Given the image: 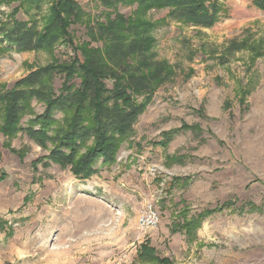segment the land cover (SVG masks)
<instances>
[{"label":"rangeland","instance_id":"1","mask_svg":"<svg viewBox=\"0 0 264 264\" xmlns=\"http://www.w3.org/2000/svg\"><path fill=\"white\" fill-rule=\"evenodd\" d=\"M75 1L83 16L69 33L79 45L87 23L114 12L97 0ZM217 2L220 17L209 29L170 20L167 10L138 12L154 25L157 59L175 73L113 166L98 162L95 175L79 180L45 166L46 151L24 134L0 133V264H264V12L250 0ZM71 57L65 43L51 53L0 51V90ZM62 82L57 76L53 88ZM42 111L32 100L22 124ZM172 130L180 132L165 148L153 145ZM149 208L158 225L141 230L138 217ZM199 217L186 233V222Z\"/></svg>","mask_w":264,"mask_h":264},{"label":"trees","instance_id":"2","mask_svg":"<svg viewBox=\"0 0 264 264\" xmlns=\"http://www.w3.org/2000/svg\"><path fill=\"white\" fill-rule=\"evenodd\" d=\"M97 1L114 14L106 13L103 20L87 23V40L74 45L69 30L83 16L75 0H0V8L16 5L8 14H0L1 52L51 53L59 43L73 49L68 61L54 60L30 71L10 89L0 90V133L7 138L24 134L46 151L42 158L45 166L51 163L68 169L79 180L95 175L98 162L106 168L116 164L139 116L155 92L174 76V66L158 60L154 52V25L139 19L138 12L167 10L170 20L209 29L221 11L217 0ZM250 2L264 12V0ZM133 4L137 8L129 16L116 12L119 5ZM20 12L25 20L16 18ZM57 76L63 82L55 90ZM32 100L41 103L43 111L22 124ZM57 114L62 118L57 119ZM179 132L163 133L153 145L165 148ZM220 211L216 208L201 216ZM200 219L186 222V233L199 226Z\"/></svg>","mask_w":264,"mask_h":264},{"label":"built area","instance_id":"3","mask_svg":"<svg viewBox=\"0 0 264 264\" xmlns=\"http://www.w3.org/2000/svg\"><path fill=\"white\" fill-rule=\"evenodd\" d=\"M159 217L155 211L149 208L146 213L138 217V227L141 230L155 228L158 225Z\"/></svg>","mask_w":264,"mask_h":264}]
</instances>
